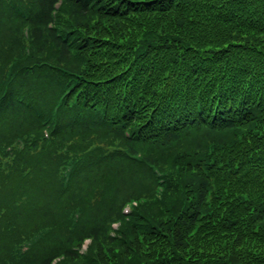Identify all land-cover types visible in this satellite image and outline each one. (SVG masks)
<instances>
[{
  "label": "trees",
  "instance_id": "trees-1",
  "mask_svg": "<svg viewBox=\"0 0 264 264\" xmlns=\"http://www.w3.org/2000/svg\"><path fill=\"white\" fill-rule=\"evenodd\" d=\"M0 264H264V0H0Z\"/></svg>",
  "mask_w": 264,
  "mask_h": 264
},
{
  "label": "rangeland",
  "instance_id": "rangeland-1",
  "mask_svg": "<svg viewBox=\"0 0 264 264\" xmlns=\"http://www.w3.org/2000/svg\"><path fill=\"white\" fill-rule=\"evenodd\" d=\"M140 186H141V184L138 183V182L137 183H132V184L126 183V184H124L123 186L120 187L119 192H121V191H123L125 189V191H124L125 193H131V192H133V189H137ZM122 195H124V194L122 193ZM121 210H122V212L126 213L129 210V205L125 204L122 207ZM115 225H116V223H113L111 226L115 227ZM88 242H89V240H85L84 246H83L84 249L86 248V245H87Z\"/></svg>",
  "mask_w": 264,
  "mask_h": 264
}]
</instances>
